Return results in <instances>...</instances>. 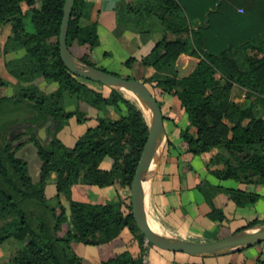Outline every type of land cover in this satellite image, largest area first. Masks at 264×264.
Listing matches in <instances>:
<instances>
[{
	"label": "trees",
	"instance_id": "1",
	"mask_svg": "<svg viewBox=\"0 0 264 264\" xmlns=\"http://www.w3.org/2000/svg\"><path fill=\"white\" fill-rule=\"evenodd\" d=\"M65 2L0 0V29H11L4 45L5 66L19 88L11 95L6 91L9 83L0 80V131L23 121L33 127L56 124L59 133L69 120L85 123L92 119L89 109L97 112L96 125L73 148L57 138L45 147L33 129L25 134L37 145L42 162L36 183L26 160L17 156L25 145L0 143V244L12 238L25 242L9 264H84L87 246L99 247L100 264H148L153 245L136 222L131 194L111 203L102 190L116 187L131 192L150 133L149 118L133 96L75 76L66 68L59 48ZM92 9L86 0L75 1L67 46L82 62L112 73L99 65L98 23H86ZM141 12L156 16L165 27L163 38L141 60L162 75L143 82L158 102L173 96L171 111L187 114L190 122L179 130L178 144L168 139L166 150L184 145L179 157L187 173L192 171L189 158L215 151L207 164L210 174L246 188L207 182L196 187L210 205L208 217L221 225L216 240L264 225L254 220L231 231L224 211L213 202L217 193L226 194L239 207L254 205L261 197L249 189L264 187V114L258 117L253 105L245 106L246 100L235 102L233 90L238 87L249 96L264 98V34L234 51L206 53L193 73L180 79L176 61L183 54H198L190 39L174 38L189 32L182 7L176 0H153ZM249 51L257 57H249L248 69L241 70L234 58ZM134 61L131 58L127 64ZM46 83H55L56 88L46 91ZM94 84L109 89L108 94ZM169 119L164 115V120ZM107 158L112 167L103 169ZM53 173L56 195L48 200L46 186ZM64 200L70 205L69 214ZM263 257L264 252L256 258L257 264H264Z\"/></svg>",
	"mask_w": 264,
	"mask_h": 264
},
{
	"label": "crops",
	"instance_id": "2",
	"mask_svg": "<svg viewBox=\"0 0 264 264\" xmlns=\"http://www.w3.org/2000/svg\"><path fill=\"white\" fill-rule=\"evenodd\" d=\"M151 1L153 0H86L93 5L91 20H87L86 23L90 21L98 23L100 45L96 48V54L100 67L125 78L138 75L141 81L162 75L154 68L146 67L141 63L142 58L165 34V27L156 16L141 12ZM176 1L188 20L189 32L177 34L174 38L181 41L190 39L198 52L194 56L183 54L176 61V75L180 79L191 75L206 53L220 54L229 49L234 51L248 40L264 34V0ZM131 58L135 61L128 65L127 61ZM235 92L237 96H234ZM244 94V90L238 87L233 90L235 101L244 102ZM173 102L174 98L171 95L159 100L164 114L171 118L167 120L169 125L165 126L167 141L171 139L178 144L179 130L186 129L190 122L187 114L176 115L171 111ZM89 114L95 120L96 116H93L92 112ZM184 148L183 144L176 149L166 150L165 147L149 185L153 212L159 215H156L158 221L154 219L148 205L149 211L153 221L158 225L159 234L172 239L211 242L216 239L221 225L208 217L211 211L210 205L196 187L202 182H207L211 186L222 188H246L239 186L238 183L219 181L210 174L207 164L215 155V151L189 158L192 171L187 173L186 168L180 166L179 156ZM109 163H112V160H108L107 164ZM111 167V165L106 166L107 169ZM249 190L256 191L261 196L257 203L251 206L239 207L224 193H217L213 199L214 204L224 211L227 218L225 225L231 231L246 226L254 220L264 224V187ZM102 193L105 198L113 194L125 198L128 191L110 187L103 189ZM194 237L198 239H191ZM262 252L264 248L254 246L206 259L211 264H220V259L224 264L233 262L257 264L256 258ZM152 259L158 264H178L171 260L170 256L162 254L153 247L149 251L148 263Z\"/></svg>",
	"mask_w": 264,
	"mask_h": 264
},
{
	"label": "water",
	"instance_id": "3",
	"mask_svg": "<svg viewBox=\"0 0 264 264\" xmlns=\"http://www.w3.org/2000/svg\"><path fill=\"white\" fill-rule=\"evenodd\" d=\"M75 1L76 0H66L64 6V16L59 38L62 62L75 76L100 83L114 90L131 93L142 104L149 118V137L131 185L134 216L145 237L153 246L161 250L174 253H185L195 258L231 254L264 242V225L246 228L228 237L211 242H194L175 238H165L164 240V237L159 234L158 231L154 230L152 226L153 219L146 199L145 183L149 170L153 165H156L153 173L154 176L167 144L164 113L159 102L153 95L152 90L143 81L127 79L113 73L105 72L100 68L89 66L70 52L67 46V38ZM158 146L159 149L157 148ZM64 206L69 214L70 205L66 200H64Z\"/></svg>",
	"mask_w": 264,
	"mask_h": 264
},
{
	"label": "rangeland",
	"instance_id": "4",
	"mask_svg": "<svg viewBox=\"0 0 264 264\" xmlns=\"http://www.w3.org/2000/svg\"><path fill=\"white\" fill-rule=\"evenodd\" d=\"M11 34L10 28H2L0 29V80L6 81L9 83L8 88L6 91L14 95L17 93V90L19 89L17 86V81L11 77L7 71V68L5 66L4 61V45L8 39V37ZM257 57L256 53L254 52H245L244 54L239 55L237 58H234L239 65L241 70L248 69L249 63L247 59L249 57ZM226 72V71H224ZM131 79L139 80L141 81V77L138 75L131 76ZM99 89H102L103 91L108 94L109 89H106L100 84H94ZM56 88L55 83H46L43 86V89L46 91H53V89ZM245 92V91H244ZM236 92L234 93V96H237ZM244 102L246 100L245 106H251L253 105L255 107L256 115L258 117L262 116L264 114V98L258 97V96H249L246 93L244 94ZM239 104H242L244 102L235 101ZM161 106V105H160ZM163 111V110H162ZM92 112V115L97 116V112L93 109H89V113ZM164 113V112H163ZM165 115V114H164ZM15 118H20L15 117ZM23 118V117H22ZM96 118V117H95ZM8 119V118H7ZM11 119V118H10ZM95 120L91 119L85 123H78L75 119H71L68 121L67 125L58 133L57 132V125L56 124H44L40 127H33L28 126L26 122H14L8 126L5 127L4 130L0 131V143L3 144L5 141L11 142L14 145L24 144L23 148L17 153V156L20 158H23L28 163V170L29 174L32 177L33 181L36 183L40 179L41 174V166L42 162L38 153V147L33 141H28L29 139V131L33 129V134H35L37 140L42 143L45 147H49L51 142L57 138L59 139L66 147L73 148L77 141L87 132V130L91 127H94ZM165 126L169 125L167 120H164ZM169 128V126H168ZM35 132V133H34ZM28 136H26V135ZM22 136V137H21ZM21 137V138H20ZM159 149V146L157 147ZM158 152V150H157ZM108 160H111L109 158L105 159L102 163V168L107 169L106 166H112V163L107 164ZM111 162V161H110ZM156 166V165H155ZM155 168V167H154ZM56 182H57V174L53 173L48 181L46 186V198L48 200H52L54 196L56 195ZM232 184H236L235 181H230ZM131 194L129 191L127 193V196ZM107 201L111 203H116L120 198L116 195H110L106 196ZM148 205L150 206V209L152 211V215H154V219L157 220L158 214L156 212H153V206H152V197L149 195L148 199ZM157 215V216H156ZM164 238H169L168 236L162 234ZM214 238V237H213ZM191 239H198V238H191ZM216 240V239H215ZM211 240V241H215ZM25 245V242L12 238L8 241H6L3 244H0V263H6L9 264L12 259L15 257L16 253L22 249ZM260 246L261 248H264V242L256 245ZM156 250L160 251L162 254H165L167 256L171 257V260H173L175 263L178 264H203V262H206V264L209 263V260L206 258H195L185 253H174L170 251H164L161 249H158L157 247L153 246ZM100 249L96 246H87L85 249V261L84 264H100ZM212 262V261H211ZM220 264H224L222 259L219 260ZM150 264H158V262L154 259L150 260ZM148 263V264H149Z\"/></svg>",
	"mask_w": 264,
	"mask_h": 264
},
{
	"label": "bare ground",
	"instance_id": "5",
	"mask_svg": "<svg viewBox=\"0 0 264 264\" xmlns=\"http://www.w3.org/2000/svg\"><path fill=\"white\" fill-rule=\"evenodd\" d=\"M127 94L133 96L131 93H127ZM154 167H155V165H153V167L149 170L148 175H147V179H146V183H145V185H146V199L147 200L149 199V195H150V189H149L150 186H149V184H150V181H151V179L153 177ZM152 226H153L154 230L159 231L158 225H157V223L155 221L152 222ZM162 230H163V228H162ZM163 239L165 240V238H163Z\"/></svg>",
	"mask_w": 264,
	"mask_h": 264
}]
</instances>
